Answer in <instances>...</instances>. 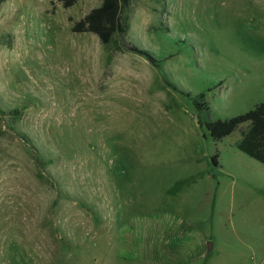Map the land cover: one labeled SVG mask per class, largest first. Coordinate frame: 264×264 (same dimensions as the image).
<instances>
[{"label":"rangeland","instance_id":"rangeland-1","mask_svg":"<svg viewBox=\"0 0 264 264\" xmlns=\"http://www.w3.org/2000/svg\"><path fill=\"white\" fill-rule=\"evenodd\" d=\"M101 3H0V264H156L173 218L264 264V163L208 127L264 101V0H129L110 45Z\"/></svg>","mask_w":264,"mask_h":264},{"label":"trees","instance_id":"trees-1","mask_svg":"<svg viewBox=\"0 0 264 264\" xmlns=\"http://www.w3.org/2000/svg\"><path fill=\"white\" fill-rule=\"evenodd\" d=\"M4 0H0V3ZM78 0H53V4L60 3L63 8L69 9L76 5ZM129 0H102L99 7L94 8L82 20L75 23L74 33H92L99 37L103 45H110L117 33L126 32V24L122 16L123 9ZM141 55L153 60L146 50L134 49ZM248 124L237 148L261 163H264V101L254 109L240 116L218 120L208 125L215 140H221L234 133L241 125Z\"/></svg>","mask_w":264,"mask_h":264},{"label":"crops","instance_id":"crops-1","mask_svg":"<svg viewBox=\"0 0 264 264\" xmlns=\"http://www.w3.org/2000/svg\"><path fill=\"white\" fill-rule=\"evenodd\" d=\"M183 219L161 220L158 227L150 228L151 244L158 252L146 245V255H151L156 264H194L206 258V235Z\"/></svg>","mask_w":264,"mask_h":264},{"label":"water","instance_id":"water-1","mask_svg":"<svg viewBox=\"0 0 264 264\" xmlns=\"http://www.w3.org/2000/svg\"><path fill=\"white\" fill-rule=\"evenodd\" d=\"M211 249H212V244L209 245V250H211Z\"/></svg>","mask_w":264,"mask_h":264}]
</instances>
